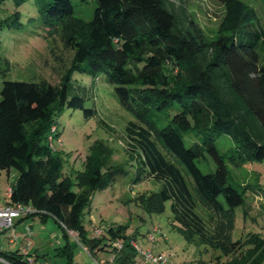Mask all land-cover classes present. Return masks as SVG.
Listing matches in <instances>:
<instances>
[{
  "label": "trees",
  "instance_id": "obj_1",
  "mask_svg": "<svg viewBox=\"0 0 264 264\" xmlns=\"http://www.w3.org/2000/svg\"><path fill=\"white\" fill-rule=\"evenodd\" d=\"M12 1L19 6L25 0ZM221 1L224 15L208 34L187 0H95L88 19L74 14L72 0H38L45 25L60 30L73 54L57 83L2 80L0 170L17 171L7 202L31 205L26 216H50L65 235L75 232V241L55 248L66 257L65 264L72 262L76 241L90 252L110 247L109 264H132L138 253L127 222L112 223L99 235H88L84 224L93 192L127 170L125 162L114 158V148L104 139L93 140L72 178L63 172L61 152L49 144V135L59 138L56 121L65 106L83 108L87 117L95 111L73 92L74 70L92 76L103 72L120 104L137 118L128 126L130 131L139 126L142 138L136 155L132 145L128 150L136 162L131 183L151 175L159 181L157 189L134 197L139 204L148 212H162L170 200L173 227L205 248L220 250L213 264L263 262L264 237L232 238L234 207L245 203L249 185L232 178L229 163L264 160V33L256 27L251 4ZM19 25L18 9L0 18V27ZM174 104L175 112L159 125L155 115ZM221 135L232 141L225 150L216 143ZM152 136L176 160L166 157ZM205 153L215 161L209 172L195 161ZM28 255L0 250V264H28Z\"/></svg>",
  "mask_w": 264,
  "mask_h": 264
},
{
  "label": "rangeland",
  "instance_id": "obj_2",
  "mask_svg": "<svg viewBox=\"0 0 264 264\" xmlns=\"http://www.w3.org/2000/svg\"><path fill=\"white\" fill-rule=\"evenodd\" d=\"M72 1L75 15L85 19L92 16L95 0ZM244 1L255 8L256 27L264 33V4L260 0ZM187 5L208 34H213L217 30L225 12L223 1L187 0ZM15 9L20 12L19 27H0V86L5 78L34 81L45 78L57 83L61 71L71 60L73 50L64 44L60 30L50 31L45 25L38 11V0H25L19 6H15L12 0H4L0 3V18L6 17ZM260 61H264L263 50L260 51ZM72 77L73 92L84 97V107L93 108L95 111L87 117L83 108L65 106L57 116L56 124L60 133L59 141L55 138L54 144L63 156L64 174L74 178L75 171L83 167V159L89 145L96 138L106 140L114 148V158L127 165L126 172L118 174L108 186L93 192L90 211L84 214L88 235H94V229L97 227L104 231L112 223L127 222L129 232H135V241L141 248L165 253L166 262L163 264H202V261L215 263L217 256L221 254L219 249L205 248L185 238L173 227L170 200L165 202L162 212H148L134 198L139 193L157 189L159 181L151 175L141 182L131 183L135 175L136 162L135 158L129 156L128 150L132 145L136 148L134 152L136 155L140 149L137 140L140 141L142 138L138 134L139 126H132L131 131L128 129L129 121H137V118L120 104L114 93L113 84L106 79L103 72L92 76L85 71L74 70ZM176 109L174 104L168 110L155 115L157 123L165 124ZM191 136L190 132L184 135L186 142H189ZM155 142L166 157L172 161L176 160L156 139ZM216 143L220 150H225L232 141L228 136L221 135ZM195 161L204 172L215 168V161L208 153L196 158ZM180 166L183 168V165ZM229 168L234 180L249 185L245 203L234 207L232 238L246 241L252 234L264 237V160L238 162L237 165L229 163ZM12 172L17 173L15 169H12ZM12 179V175L9 176L5 170H0L2 198ZM73 188L77 189V186L73 185ZM201 211L206 215L205 211ZM49 222L57 227L53 220L50 219ZM154 227H157L154 239H148L147 232L153 231ZM70 240L75 241L76 238L70 236ZM50 248L49 254L37 257L35 264L65 263L66 257L56 253L55 245H51ZM72 256L73 259L80 260L79 264L82 262L90 264L93 258L109 264L113 252L110 247L90 252L76 241L72 245ZM225 259L227 256H222V260ZM132 264L151 263L144 262L143 256L138 252Z\"/></svg>",
  "mask_w": 264,
  "mask_h": 264
},
{
  "label": "crops",
  "instance_id": "obj_3",
  "mask_svg": "<svg viewBox=\"0 0 264 264\" xmlns=\"http://www.w3.org/2000/svg\"><path fill=\"white\" fill-rule=\"evenodd\" d=\"M7 174L12 175L13 179L7 186L3 198L0 194V203L8 201L10 185L17 175V173L12 172V169ZM50 219L55 222L57 227L49 222ZM67 233L68 235H65L58 222L50 216L45 219H42L38 214L15 216L12 218V227L0 229V250H21L22 247H26L31 257H34L33 264H35L37 257L40 258L49 254L51 245H55L56 248L70 240V236L76 238L73 233L69 231ZM48 242L49 244H47ZM79 261L77 258L73 259L72 256L71 264H79ZM101 263L107 264L105 261H101Z\"/></svg>",
  "mask_w": 264,
  "mask_h": 264
},
{
  "label": "built area",
  "instance_id": "obj_4",
  "mask_svg": "<svg viewBox=\"0 0 264 264\" xmlns=\"http://www.w3.org/2000/svg\"><path fill=\"white\" fill-rule=\"evenodd\" d=\"M51 130H55V125H52ZM48 141L49 144L52 148H55L54 144V138L52 135L48 136ZM59 141V138L57 139ZM10 191V188H9ZM33 210V207L31 205H26L21 202H4L0 203V229L2 228H9L12 227V218L15 216L23 215L28 212H31ZM157 230V227L153 228V231L147 232V238L148 239H154V231ZM69 232L75 234L73 230H68ZM101 233L100 228H95L94 229V234L99 235ZM15 237V236H13ZM134 246L136 247L137 251L141 253L143 256V261L144 262H149L151 264H163L166 262V255L163 252H153L150 248H141L137 241L132 242ZM117 246H121L120 243L115 242L114 243ZM21 251L24 252L25 254H29L28 250L26 247H22ZM28 264H33V260L31 255H28ZM92 264H102L99 260L93 258ZM261 264H264V260Z\"/></svg>",
  "mask_w": 264,
  "mask_h": 264
}]
</instances>
